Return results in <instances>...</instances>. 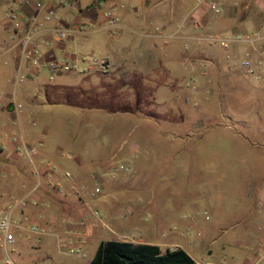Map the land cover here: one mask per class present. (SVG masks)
<instances>
[{
	"label": "rangeland",
	"instance_id": "obj_1",
	"mask_svg": "<svg viewBox=\"0 0 264 264\" xmlns=\"http://www.w3.org/2000/svg\"><path fill=\"white\" fill-rule=\"evenodd\" d=\"M3 2L0 110L8 94H14L29 108L23 115L37 122L31 126L22 118L23 127L44 129L45 144L92 146L83 154L88 157L83 177L71 180L73 197L88 209L89 220H106L108 204L120 209L126 222L118 232L129 239L143 236L160 242L162 250L180 246L198 264H241L230 251L236 241L242 245L246 239L230 224L246 212L248 163L264 158V133L235 119L241 109L251 110L248 119L255 118L254 109L264 111L262 80L255 83L236 74L230 62L220 71L208 59L201 60L206 54H183L205 39L135 33L125 14L136 8L145 19L146 2L120 0L114 7L105 0L102 8L112 9L121 26L111 28V34L97 27L67 41L66 49L77 53L75 70L49 77L44 67L37 74L22 67L23 78L15 83L16 50H4L11 39ZM125 43L135 48L124 52ZM83 56L107 58L110 64L105 70ZM124 61L134 63L129 78L124 73L131 69ZM256 95L257 101L250 99ZM72 170L73 165L67 168L70 175ZM36 238L14 242V264H85L96 248L95 241L79 245L69 234L43 236L40 242Z\"/></svg>",
	"mask_w": 264,
	"mask_h": 264
},
{
	"label": "crops",
	"instance_id": "obj_2",
	"mask_svg": "<svg viewBox=\"0 0 264 264\" xmlns=\"http://www.w3.org/2000/svg\"><path fill=\"white\" fill-rule=\"evenodd\" d=\"M3 1L4 17L8 0ZM55 1L58 2V17L65 25L77 21L101 24L105 19L104 9L102 6H98L97 0H76L77 9L65 6L63 0ZM142 1L149 6V12L145 19L141 17L142 15L136 8L133 14H125V20L135 25V33L145 36L173 35L179 41L188 38L198 39V37H204L210 33L229 36L231 39L228 47H221L218 44L205 41L203 44H194L189 53H186L185 50L183 54L187 57L206 54L208 57L202 56L201 60L208 59L209 63L214 64L218 70H223L225 62H230V68H233L236 74L240 73L250 81L252 79L245 74L242 66L234 62V59H242L247 56L254 59L261 58L263 64L258 71L259 77L251 82L256 83L262 80L264 83V50L259 48L260 44L264 42V0H221L222 11L218 15L213 14L206 4L196 5L195 0ZM108 2L115 7L120 3V0H108ZM114 16L118 19L115 13ZM148 24L153 25V27H149ZM5 31L10 34L6 23ZM252 31H257L258 35L261 36L253 45L235 38L245 32L251 33ZM158 33L162 34L159 35ZM51 36L52 33L47 35L48 41L42 39L37 41L45 59L53 56L76 59V51L66 49V42L74 41L76 34L64 41H56ZM134 48L133 43H125L122 46L124 52H130ZM169 51L173 52L170 49ZM14 56L17 59V68L20 63L17 51H15ZM99 61L98 63L107 70L110 60L106 58L99 59ZM3 64L7 65L6 61ZM123 64L126 68L129 67V70L131 69L130 71L127 70L124 75L127 78L131 77L134 63L124 61ZM22 67L24 66L21 65V69ZM43 67L47 69L46 66ZM27 70L29 74L39 72V70ZM230 76L233 79L232 73ZM233 82L235 88H238V80L235 79ZM7 99L0 110V132L4 134V137L0 138V211L23 198L25 203L18 204L13 208L12 220L35 224L43 230V232L34 233L27 229H19L16 232L15 242H24L36 236V240L40 242L43 236L69 234L74 238L73 242L79 245H86L89 241H95L97 247L102 240L119 239L156 243L161 247L160 242L148 240L143 236L133 239L122 237V232L118 231L122 227L121 223L126 222V220L119 216L121 212L119 208H111L108 204H104L106 220L100 222L99 219L94 218L90 221L88 209L84 205H78L73 197L71 180L83 177V165L88 159V157H83V154L92 146H80L79 143L76 144L75 142L45 144L41 134L44 129L39 131L32 127H23L22 118L31 126L37 124V122L32 124L33 120H29L26 114L23 115L25 110L27 111L29 108L25 106L21 112H18L15 109V102L17 101L14 94L12 97L8 94ZM250 99L257 101L259 98L256 95L255 97L251 96ZM250 111L249 109L238 111L235 122H240L251 130L264 133V111L259 112L254 109L252 115L255 118L248 119L247 115ZM31 112L33 113L32 109ZM14 135L39 144V151L33 155H26L20 148V142L13 139ZM111 158L112 154L105 159V162L109 163ZM90 159L93 158L90 157ZM248 164L252 165L244 183L246 187L244 197L246 200L244 202L248 206L245 214L230 224V227L238 226L240 229L238 235L245 237L246 242L241 245L239 241H236L237 245L230 251V257L241 264H264V158H250ZM71 165L74 166V170L68 177L64 171H67ZM239 176L242 177L243 175L240 174ZM227 240L228 242L232 241ZM60 264H65V262L62 260Z\"/></svg>",
	"mask_w": 264,
	"mask_h": 264
},
{
	"label": "built area",
	"instance_id": "obj_3",
	"mask_svg": "<svg viewBox=\"0 0 264 264\" xmlns=\"http://www.w3.org/2000/svg\"><path fill=\"white\" fill-rule=\"evenodd\" d=\"M104 1L97 0L98 6H101ZM195 1L196 5L206 4L215 15L220 14L222 11L221 0ZM57 3L55 0H8L6 3L4 18L7 21V28L10 30L11 41L6 43L4 50H16L20 60L14 74L15 83L23 78L24 74L21 72V65L33 70H39L41 67L46 66L50 73L49 77H52L54 73L72 71L77 68V61L74 58H57L55 56L48 59L44 58L43 51L37 41L38 39L46 41L49 33H52L51 37L54 40L64 41L78 33L87 34L97 27L111 32V28L121 26L118 19L111 12L112 9H110L111 11H104L103 15L105 19L101 24L77 21L73 24L65 25L58 17ZM63 4L67 7L77 9L76 0H63ZM260 37L257 31H252L251 33L245 32L235 38L253 45ZM200 38L212 44L216 43L221 47H228L231 39L229 36L217 33H210L204 35V37H198V39ZM259 48L264 50V42L260 44ZM82 59H86L89 62H100L91 56H83ZM234 62L242 66L245 74L252 80L259 77L258 71L262 68L263 64L261 58L254 59L247 56L242 59L235 58ZM15 109L21 112L23 105L15 102ZM32 124H36V121L33 120ZM13 139L20 142V148L26 155H33L39 151V144L32 143L24 137L14 135ZM64 174L68 177L70 176L68 171H64ZM24 203L25 199L22 198L0 211V264H14L13 253L15 254L16 250L13 248V244L16 239V232L19 229H27L34 233L43 232L35 224L15 222L12 220L13 208L18 204ZM122 237L128 238L125 235H122ZM70 251H72L71 248ZM84 254L82 253V255Z\"/></svg>",
	"mask_w": 264,
	"mask_h": 264
},
{
	"label": "trees",
	"instance_id": "obj_4",
	"mask_svg": "<svg viewBox=\"0 0 264 264\" xmlns=\"http://www.w3.org/2000/svg\"><path fill=\"white\" fill-rule=\"evenodd\" d=\"M87 264H198L182 247L162 250L156 243L102 240Z\"/></svg>",
	"mask_w": 264,
	"mask_h": 264
}]
</instances>
